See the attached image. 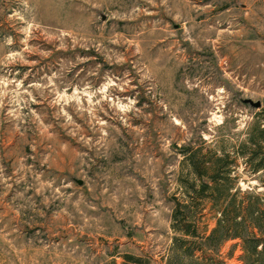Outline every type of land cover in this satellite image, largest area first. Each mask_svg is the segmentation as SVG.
Returning <instances> with one entry per match:
<instances>
[{"label":"rangeland","instance_id":"374dc122","mask_svg":"<svg viewBox=\"0 0 264 264\" xmlns=\"http://www.w3.org/2000/svg\"><path fill=\"white\" fill-rule=\"evenodd\" d=\"M255 103L264 0H0V264H167L177 149L234 152Z\"/></svg>","mask_w":264,"mask_h":264},{"label":"trees","instance_id":"16d2710c","mask_svg":"<svg viewBox=\"0 0 264 264\" xmlns=\"http://www.w3.org/2000/svg\"><path fill=\"white\" fill-rule=\"evenodd\" d=\"M177 152L186 174L170 198L175 236L167 264H223L218 251L228 241H238L243 264H264V104L234 152L209 149L204 140ZM239 161L256 186H240ZM206 214L215 222L209 231L201 226Z\"/></svg>","mask_w":264,"mask_h":264},{"label":"water","instance_id":"95a60500","mask_svg":"<svg viewBox=\"0 0 264 264\" xmlns=\"http://www.w3.org/2000/svg\"><path fill=\"white\" fill-rule=\"evenodd\" d=\"M251 107L258 109L260 107V103L251 104Z\"/></svg>","mask_w":264,"mask_h":264}]
</instances>
